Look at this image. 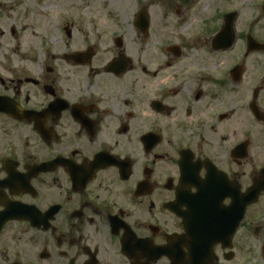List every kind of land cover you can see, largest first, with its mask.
Listing matches in <instances>:
<instances>
[{"label": "flooded vegetation", "instance_id": "flooded-vegetation-1", "mask_svg": "<svg viewBox=\"0 0 264 264\" xmlns=\"http://www.w3.org/2000/svg\"><path fill=\"white\" fill-rule=\"evenodd\" d=\"M0 264H264V0H0Z\"/></svg>", "mask_w": 264, "mask_h": 264}]
</instances>
